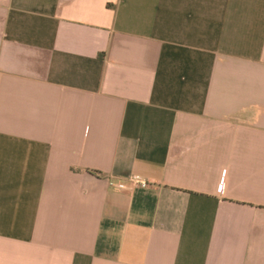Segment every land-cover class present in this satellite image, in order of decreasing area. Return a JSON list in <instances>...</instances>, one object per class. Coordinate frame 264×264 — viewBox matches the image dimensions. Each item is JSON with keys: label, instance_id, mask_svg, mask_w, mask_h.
Segmentation results:
<instances>
[{"label": "crops", "instance_id": "0c3cea01", "mask_svg": "<svg viewBox=\"0 0 264 264\" xmlns=\"http://www.w3.org/2000/svg\"><path fill=\"white\" fill-rule=\"evenodd\" d=\"M0 264H264V0H0Z\"/></svg>", "mask_w": 264, "mask_h": 264}, {"label": "built area", "instance_id": "2783aa9c", "mask_svg": "<svg viewBox=\"0 0 264 264\" xmlns=\"http://www.w3.org/2000/svg\"><path fill=\"white\" fill-rule=\"evenodd\" d=\"M131 186L147 187L148 182L140 177L134 176L131 177ZM119 187L122 189H127L129 186L127 184H119Z\"/></svg>", "mask_w": 264, "mask_h": 264}]
</instances>
